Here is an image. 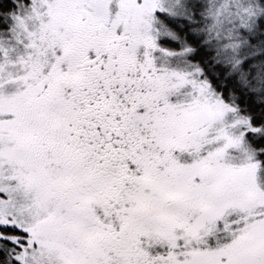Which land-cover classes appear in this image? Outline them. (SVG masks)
<instances>
[{"label":"snow or ice","instance_id":"snow-or-ice-1","mask_svg":"<svg viewBox=\"0 0 264 264\" xmlns=\"http://www.w3.org/2000/svg\"><path fill=\"white\" fill-rule=\"evenodd\" d=\"M0 264H264V0H0Z\"/></svg>","mask_w":264,"mask_h":264}]
</instances>
